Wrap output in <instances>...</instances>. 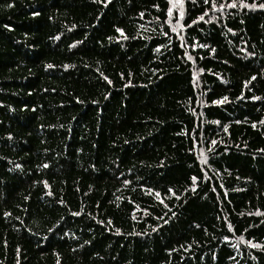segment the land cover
Returning <instances> with one entry per match:
<instances>
[{
  "label": "trees",
  "instance_id": "obj_1",
  "mask_svg": "<svg viewBox=\"0 0 264 264\" xmlns=\"http://www.w3.org/2000/svg\"><path fill=\"white\" fill-rule=\"evenodd\" d=\"M253 4L0 0V264H264Z\"/></svg>",
  "mask_w": 264,
  "mask_h": 264
},
{
  "label": "snow or ice",
  "instance_id": "obj_2",
  "mask_svg": "<svg viewBox=\"0 0 264 264\" xmlns=\"http://www.w3.org/2000/svg\"><path fill=\"white\" fill-rule=\"evenodd\" d=\"M204 2L205 3H208L209 2V0H204ZM228 6H230V7H235L236 5H228ZM246 6H249V7H260V8H262V9H264V4H260V5H255V4H253V5H246ZM212 7L213 8H215V7H217V5L215 4V3H213L212 4ZM220 7H225V5H220ZM171 12H172V9L171 8H169L168 9V13L169 14H171ZM182 14V13H181ZM207 13H205V15H206ZM199 19H203V16H201ZM119 31V30H118ZM226 99V98H225ZM213 103H215V104H219V103H221V101H219V100H217V101H213ZM213 143H215L214 141H213ZM45 167H46V165H45ZM254 247H258V245H254Z\"/></svg>",
  "mask_w": 264,
  "mask_h": 264
},
{
  "label": "bare ground",
  "instance_id": "obj_3",
  "mask_svg": "<svg viewBox=\"0 0 264 264\" xmlns=\"http://www.w3.org/2000/svg\"><path fill=\"white\" fill-rule=\"evenodd\" d=\"M75 195V194H74Z\"/></svg>",
  "mask_w": 264,
  "mask_h": 264
}]
</instances>
